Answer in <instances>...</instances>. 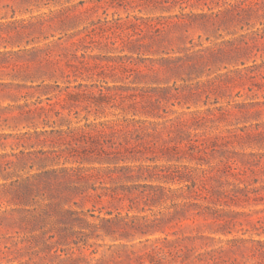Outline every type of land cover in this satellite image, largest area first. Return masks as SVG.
<instances>
[{
  "label": "rangeland",
  "instance_id": "rangeland-1",
  "mask_svg": "<svg viewBox=\"0 0 264 264\" xmlns=\"http://www.w3.org/2000/svg\"><path fill=\"white\" fill-rule=\"evenodd\" d=\"M0 26V264H264V0H0Z\"/></svg>",
  "mask_w": 264,
  "mask_h": 264
},
{
  "label": "trees",
  "instance_id": "trees-1",
  "mask_svg": "<svg viewBox=\"0 0 264 264\" xmlns=\"http://www.w3.org/2000/svg\"><path fill=\"white\" fill-rule=\"evenodd\" d=\"M1 27V26H0ZM52 106V105H50ZM37 176H34L33 179L34 180H31L29 178H27L26 180H24L23 182L21 183H14L15 184V188L17 190V195L18 197H20L22 195V197H20V200L23 201L24 199H29L30 196L32 195L33 191H34V187H35V182L37 180ZM174 180V179H172ZM181 180L180 182H182L183 179H179ZM34 181V182H32ZM171 182H175V181H171ZM17 184V185H16ZM13 186V184H12ZM203 188H198L197 185L195 183H192L191 186H188V191H189V194H191V196L193 195V198L195 200L197 199H204V200H207V196L204 195V192H203ZM24 198V199H23ZM188 198L190 197H183V200L185 201V203L183 204V207H184V212L183 214L186 215V214H189L188 217H186L187 219H196V218H204L206 217L205 214H203L201 211H196V209H194V207L197 206V204H190V202L186 201L188 200ZM193 208V209H192ZM187 216V215H186ZM153 251L155 252V255L157 257H165V252L162 248L160 247H155L153 249ZM73 262V260L71 258H67L65 260H62L61 261V264H71Z\"/></svg>",
  "mask_w": 264,
  "mask_h": 264
}]
</instances>
